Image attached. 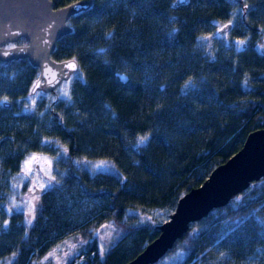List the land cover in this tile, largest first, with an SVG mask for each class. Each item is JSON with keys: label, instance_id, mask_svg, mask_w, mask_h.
<instances>
[{"label": "trees", "instance_id": "trees-1", "mask_svg": "<svg viewBox=\"0 0 264 264\" xmlns=\"http://www.w3.org/2000/svg\"><path fill=\"white\" fill-rule=\"evenodd\" d=\"M176 1L94 0L73 17L52 57L76 60L83 79L41 111L24 112L39 69L0 61V101L11 102L0 103V207L23 160L53 153L45 137L67 150L33 224L16 212L0 227V264H55L51 252L72 239L65 264H125L159 235L155 210L174 211L264 128V0ZM73 159L113 170L79 171ZM109 228L117 241L102 252L97 235ZM171 253V264H264V178L192 223Z\"/></svg>", "mask_w": 264, "mask_h": 264}, {"label": "water", "instance_id": "water-1", "mask_svg": "<svg viewBox=\"0 0 264 264\" xmlns=\"http://www.w3.org/2000/svg\"><path fill=\"white\" fill-rule=\"evenodd\" d=\"M187 0H177L183 5ZM243 4L244 0H229ZM94 0H77L54 8L52 0H0V61L28 59L39 69L30 95L39 91L53 93L65 81L81 71L74 60L56 61L53 53L58 41L71 34V19L93 7ZM246 12V9H244ZM223 26L219 34L231 28ZM25 45H12L20 39ZM74 64L75 68L66 67ZM35 89V90H34ZM3 107H10L4 101ZM264 178V128L248 134L242 148L217 166L200 186L183 195L169 220L157 225L159 235L125 264H155L188 232L190 225L207 217L214 209L224 207L237 195Z\"/></svg>", "mask_w": 264, "mask_h": 264}, {"label": "rangeland", "instance_id": "rangeland-1", "mask_svg": "<svg viewBox=\"0 0 264 264\" xmlns=\"http://www.w3.org/2000/svg\"><path fill=\"white\" fill-rule=\"evenodd\" d=\"M219 31V30H218ZM228 36V35H227ZM83 79L79 76V73L71 77L68 81H65L60 85L55 92L45 93L43 91L37 92L35 95H31L24 103V112L41 111V105L47 108L51 103H57L59 101H69L71 99V88L75 80ZM67 93L64 95L63 93ZM7 101V100H2ZM44 141H51L49 145ZM43 144L49 149L53 150V153L37 152L32 153L23 160L18 173L11 176L9 190L7 192V202L0 207V227L8 230L11 216L19 212L23 215L25 222L31 221L33 224L36 216V211L40 204V196L46 191L47 182L51 177H55L51 180L53 185L57 184L60 179V160L61 156L66 153L65 145L56 138L45 137ZM58 152L60 155L58 156ZM35 156V159L31 160V163L26 167L25 161L30 157ZM49 162H51V171L49 172ZM74 165L79 171H87L91 174L101 172H111L113 165L107 160H89V159H73ZM28 168L31 171H28ZM41 185H45V188H41ZM5 195V193H4ZM170 210H155L152 213V217L160 221H167L171 215ZM30 224V225H31ZM98 240L100 241V247L102 252H106L116 241L117 238L113 229L103 230L102 233L98 232ZM60 249H55L51 252L52 257L56 258L55 264H65L69 258L75 256L77 252V245L75 241L67 240L62 243ZM58 253L61 257L58 258ZM175 261L173 253L163 258L159 264H171Z\"/></svg>", "mask_w": 264, "mask_h": 264}, {"label": "snow or ice", "instance_id": "snow-or-ice-1", "mask_svg": "<svg viewBox=\"0 0 264 264\" xmlns=\"http://www.w3.org/2000/svg\"><path fill=\"white\" fill-rule=\"evenodd\" d=\"M227 27H228V25H225V28H227ZM66 67L71 68V69H74V68H75V65H74V64H68ZM185 87H187V85H186ZM34 90H35V89H34ZM63 94H64V95H67L66 92L63 93ZM0 103H3V101H0ZM146 139H147L146 137H141L139 143H140V144H143V142H144ZM44 143H47V144L50 145L52 142H51V141H44ZM59 155H60V153L58 152V156H59ZM33 159H35V156L30 157L28 160H26V161H25V165H24V167L27 168V166L31 163V160H33ZM28 171L30 172L31 169L28 168ZM50 171H51V162H49V172H50ZM54 179H55V177H51V178H50V180L47 182V188H46L45 190H50V189H52V188L54 187V185L51 183V180H54ZM41 188H45V185H41ZM28 223L31 224V221L29 220Z\"/></svg>", "mask_w": 264, "mask_h": 264}, {"label": "bare ground", "instance_id": "bare-ground-1", "mask_svg": "<svg viewBox=\"0 0 264 264\" xmlns=\"http://www.w3.org/2000/svg\"><path fill=\"white\" fill-rule=\"evenodd\" d=\"M220 208H221V207H220ZM175 209H176V208H175ZM174 212H175V210H174V211H172V213H174ZM172 213H171V214H172ZM169 218H170V217H169ZM168 220H169V219H168ZM185 234H186V233H185ZM185 234H184V235H185ZM165 255H166V254H165ZM163 257H164V256H163ZM163 257H162V258H163ZM162 258H161V259H162Z\"/></svg>", "mask_w": 264, "mask_h": 264}, {"label": "flooded vegetation", "instance_id": "flooded-vegetation-1", "mask_svg": "<svg viewBox=\"0 0 264 264\" xmlns=\"http://www.w3.org/2000/svg\"><path fill=\"white\" fill-rule=\"evenodd\" d=\"M7 47H9V46H7Z\"/></svg>", "mask_w": 264, "mask_h": 264}]
</instances>
